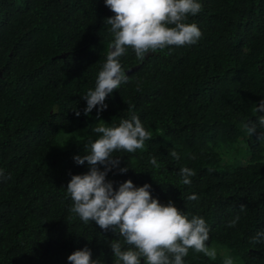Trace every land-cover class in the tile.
Returning <instances> with one entry per match:
<instances>
[{
	"label": "trees",
	"instance_id": "trees-1",
	"mask_svg": "<svg viewBox=\"0 0 264 264\" xmlns=\"http://www.w3.org/2000/svg\"><path fill=\"white\" fill-rule=\"evenodd\" d=\"M201 3L188 21L203 34L198 44L148 53L142 62L129 49L121 57L124 71L134 68L129 82L106 98L97 120L96 109L83 114L82 98L112 39L104 0H0V169L11 176L0 182V264H68L85 247L94 260L114 264L108 241L118 237L75 217L66 187L72 175L87 173L72 158L87 154L100 121L118 126L132 114L152 140L142 151L114 153L119 167H129L108 173L114 190L126 180L149 184L161 203L205 218L217 257L190 251L185 264H223L226 256L264 264V244H249L264 230V128L257 123L248 136L242 127L264 116L254 111L264 99V0ZM239 140L248 157L233 167L225 154ZM181 167L195 170L190 185L180 183ZM193 194L197 201L187 199Z\"/></svg>",
	"mask_w": 264,
	"mask_h": 264
},
{
	"label": "clouds",
	"instance_id": "clouds-1",
	"mask_svg": "<svg viewBox=\"0 0 264 264\" xmlns=\"http://www.w3.org/2000/svg\"><path fill=\"white\" fill-rule=\"evenodd\" d=\"M104 5L113 13L103 21L110 26L112 39L94 88L82 98L86 101L83 114L87 116L96 109L97 120L108 107L106 98L129 82L121 64V57L129 49L142 62L148 53L194 46L203 35L196 23L188 22L190 17L203 11L201 0H104ZM254 111L264 112V99L254 104ZM75 115L79 117L80 111ZM257 123L264 128V116H259L256 123L248 121L242 125L248 136L256 133ZM93 132L98 138L86 146L87 154L72 158L76 165L87 164L88 171L71 176L66 194L72 202L70 212L83 224L94 222L102 231L116 234L117 239L108 241L114 264H185L190 251L215 260L217 250L208 245L210 228L204 217L189 218L172 200L161 203L152 197L149 184L136 187L131 180H126L114 190L113 183L106 179L114 169L119 174L129 171V167H119L121 156L114 153L142 151L152 140V133L139 117L132 114L128 119H121L118 126H106L100 121ZM258 140H264V133L259 134ZM169 155L174 160L181 158L176 151ZM149 163L154 168L161 167L155 156L149 158ZM195 175V170L188 167L179 169L183 185H190ZM10 178V174L5 175V170L0 169V182ZM187 199L199 198L193 194ZM245 207L241 204L240 211ZM239 220L237 215L226 226L235 228ZM249 244H264V230L257 231ZM67 261L68 264H102L100 259L92 258L87 247L74 251ZM223 264H234V261L226 256Z\"/></svg>",
	"mask_w": 264,
	"mask_h": 264
},
{
	"label": "rangeland",
	"instance_id": "rangeland-1",
	"mask_svg": "<svg viewBox=\"0 0 264 264\" xmlns=\"http://www.w3.org/2000/svg\"><path fill=\"white\" fill-rule=\"evenodd\" d=\"M240 143L241 140H239L237 144L230 148V151L225 154V159L222 157L224 162L230 166H244L246 163L248 151L246 147H244V144H242L243 146H239Z\"/></svg>",
	"mask_w": 264,
	"mask_h": 264
},
{
	"label": "water",
	"instance_id": "water-1",
	"mask_svg": "<svg viewBox=\"0 0 264 264\" xmlns=\"http://www.w3.org/2000/svg\"><path fill=\"white\" fill-rule=\"evenodd\" d=\"M60 57H62V56H60ZM133 70H134V68H131V69L125 71V73H126V74H127V73H130V72H132Z\"/></svg>",
	"mask_w": 264,
	"mask_h": 264
}]
</instances>
